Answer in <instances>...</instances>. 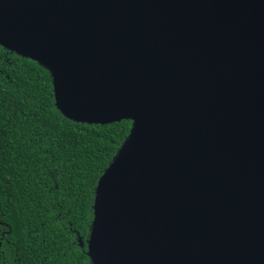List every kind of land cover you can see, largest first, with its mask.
Masks as SVG:
<instances>
[{
  "label": "water",
  "instance_id": "water-1",
  "mask_svg": "<svg viewBox=\"0 0 264 264\" xmlns=\"http://www.w3.org/2000/svg\"><path fill=\"white\" fill-rule=\"evenodd\" d=\"M0 44L67 118L132 121L93 264H264V0H0Z\"/></svg>",
  "mask_w": 264,
  "mask_h": 264
},
{
  "label": "trees",
  "instance_id": "trees-1",
  "mask_svg": "<svg viewBox=\"0 0 264 264\" xmlns=\"http://www.w3.org/2000/svg\"><path fill=\"white\" fill-rule=\"evenodd\" d=\"M131 127L67 118L50 71L0 44V264H93L96 186Z\"/></svg>",
  "mask_w": 264,
  "mask_h": 264
}]
</instances>
